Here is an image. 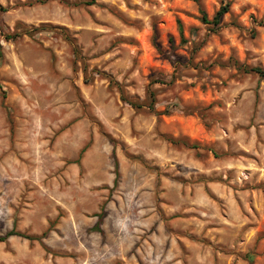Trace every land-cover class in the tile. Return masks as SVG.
<instances>
[{
	"label": "rangeland",
	"instance_id": "374dc122",
	"mask_svg": "<svg viewBox=\"0 0 264 264\" xmlns=\"http://www.w3.org/2000/svg\"><path fill=\"white\" fill-rule=\"evenodd\" d=\"M0 6V264H264V0Z\"/></svg>",
	"mask_w": 264,
	"mask_h": 264
},
{
	"label": "trees",
	"instance_id": "16d2710c",
	"mask_svg": "<svg viewBox=\"0 0 264 264\" xmlns=\"http://www.w3.org/2000/svg\"><path fill=\"white\" fill-rule=\"evenodd\" d=\"M192 1L197 2L198 0H192ZM228 9H229V2L221 3V5L219 6V9L214 13L212 18H210V19L207 17V15L205 14V12L202 9H199V12H200L199 19H200V21L203 24H210V25H212L213 28H217L220 25V23H221L223 15L228 12ZM0 10H4L3 7L0 6ZM178 30H179V33H180V36H181V41L185 42V40L183 39V36H182V27H181L180 24L178 25ZM12 37L13 36L10 35L8 38H12ZM0 57H1V45H0ZM236 66H237V69L239 71L243 72V73L256 74L260 78L264 79V67L263 68L260 67V66L247 67V66H244V65H236ZM165 78L166 77H160V76L152 77V79H150V81H149V87H151V85H153V84H158V83L167 84L168 85L173 80V76L172 75L170 76L169 81H166ZM121 95H122V100L127 102L128 104H130L135 109H141L143 107H146L150 111L154 110V106H155V90L154 89L152 90V89L148 88V90L146 91V99L143 102H139L137 100H129L123 95V93H121ZM165 112H167V111H165ZM168 140H170V142H172L173 144L181 142V140H175V139H172V138H168ZM115 173H116V178H117V175H118L117 171ZM116 178H115V181H114L115 183H116ZM101 220H102V216L98 215V220H97L98 223ZM95 226H96L95 228L97 230L98 227H97V225H95ZM15 235L25 236V235L15 231L14 229H11L4 236H0V242H3L8 237L15 236ZM27 238L30 239L31 237H27ZM245 257L251 262L252 258H253V254L247 253L245 255Z\"/></svg>",
	"mask_w": 264,
	"mask_h": 264
}]
</instances>
